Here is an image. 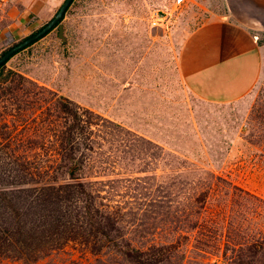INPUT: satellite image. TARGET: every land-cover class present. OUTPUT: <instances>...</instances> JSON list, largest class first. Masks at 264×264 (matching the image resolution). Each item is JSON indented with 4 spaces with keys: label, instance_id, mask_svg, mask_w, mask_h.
Listing matches in <instances>:
<instances>
[{
    "label": "trees",
    "instance_id": "1",
    "mask_svg": "<svg viewBox=\"0 0 264 264\" xmlns=\"http://www.w3.org/2000/svg\"><path fill=\"white\" fill-rule=\"evenodd\" d=\"M164 155L131 128L0 66V264H43L67 248L88 264H264L260 213L248 232L211 215L224 181L159 174Z\"/></svg>",
    "mask_w": 264,
    "mask_h": 264
},
{
    "label": "rangeland",
    "instance_id": "2",
    "mask_svg": "<svg viewBox=\"0 0 264 264\" xmlns=\"http://www.w3.org/2000/svg\"><path fill=\"white\" fill-rule=\"evenodd\" d=\"M60 3L36 0L33 13L15 0L0 30V55L47 23ZM71 6L79 8L73 17L80 24L69 25V42L52 30L6 67L160 145L159 174L178 169L182 180L222 179L211 215L241 222L245 232L261 222L264 205L256 212L255 201L236 189L264 202V69L248 95L218 104L189 92L175 66L184 36L220 11L221 0H186L180 7L174 0H74ZM89 261L67 248L43 264Z\"/></svg>",
    "mask_w": 264,
    "mask_h": 264
},
{
    "label": "crops",
    "instance_id": "3",
    "mask_svg": "<svg viewBox=\"0 0 264 264\" xmlns=\"http://www.w3.org/2000/svg\"><path fill=\"white\" fill-rule=\"evenodd\" d=\"M59 1L61 5L63 0H51L53 6ZM25 2L37 13L36 0ZM77 9L70 6L62 21L68 42L69 25L80 24L73 17ZM263 35L264 0H221L220 11L188 32L179 45L175 66L184 86L209 103L226 104L245 97L264 69V44H259Z\"/></svg>",
    "mask_w": 264,
    "mask_h": 264
},
{
    "label": "water",
    "instance_id": "4",
    "mask_svg": "<svg viewBox=\"0 0 264 264\" xmlns=\"http://www.w3.org/2000/svg\"><path fill=\"white\" fill-rule=\"evenodd\" d=\"M74 0H64L63 3L60 5L56 13L53 17L45 23L42 27L32 33L30 36L24 38L23 40L19 41L18 43L14 44L6 51H4L0 55V66L5 65L14 55L18 52L30 47L38 40L42 39L52 30H57V37L62 41V43L66 42V38L64 37V26H63V18L70 8Z\"/></svg>",
    "mask_w": 264,
    "mask_h": 264
},
{
    "label": "built area",
    "instance_id": "5",
    "mask_svg": "<svg viewBox=\"0 0 264 264\" xmlns=\"http://www.w3.org/2000/svg\"><path fill=\"white\" fill-rule=\"evenodd\" d=\"M15 0H0V30L4 28L6 16ZM186 0H174L175 7H180ZM3 40V39H2Z\"/></svg>",
    "mask_w": 264,
    "mask_h": 264
},
{
    "label": "flooded vegetation",
    "instance_id": "6",
    "mask_svg": "<svg viewBox=\"0 0 264 264\" xmlns=\"http://www.w3.org/2000/svg\"><path fill=\"white\" fill-rule=\"evenodd\" d=\"M1 39L4 38V33L0 35Z\"/></svg>",
    "mask_w": 264,
    "mask_h": 264
}]
</instances>
